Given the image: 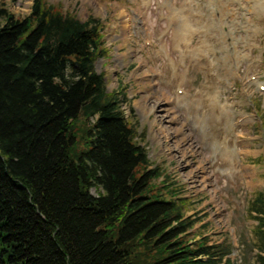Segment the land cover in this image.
<instances>
[{
    "label": "trees",
    "instance_id": "16d2710c",
    "mask_svg": "<svg viewBox=\"0 0 264 264\" xmlns=\"http://www.w3.org/2000/svg\"><path fill=\"white\" fill-rule=\"evenodd\" d=\"M0 5V264H222L231 245L196 237L185 200L154 186L163 173L124 90L95 69L102 20L46 0L21 17ZM247 213L264 264V189Z\"/></svg>",
    "mask_w": 264,
    "mask_h": 264
},
{
    "label": "rangeland",
    "instance_id": "374dc122",
    "mask_svg": "<svg viewBox=\"0 0 264 264\" xmlns=\"http://www.w3.org/2000/svg\"><path fill=\"white\" fill-rule=\"evenodd\" d=\"M46 1L82 20H102L108 52L95 69L104 74L107 91L122 87L130 98L121 108L136 118V139L163 173L154 186L175 193L179 204L185 200L183 212L197 218L190 229L196 237L231 241L234 263L254 264L255 221L246 204L264 188V92L257 86L264 81V0ZM1 2L21 17L32 0ZM177 89L187 95L179 99ZM194 93L192 103L186 98ZM208 95L226 106L222 128L237 149L233 164L218 154Z\"/></svg>",
    "mask_w": 264,
    "mask_h": 264
},
{
    "label": "bare ground",
    "instance_id": "6f19581e",
    "mask_svg": "<svg viewBox=\"0 0 264 264\" xmlns=\"http://www.w3.org/2000/svg\"><path fill=\"white\" fill-rule=\"evenodd\" d=\"M186 29L190 27V22L189 18L186 19L185 21ZM188 35V31H184V36L182 34V38ZM183 95H187V93L184 91ZM197 94L194 93L192 94L189 98L188 101H191L192 103L196 101L197 99ZM208 100H209V107L211 109H214V112L209 116V122L211 124L210 129L216 134V136L219 135V133L222 135L220 138L221 146L219 149V155L221 154V158L225 159L226 161H231L232 158L234 157L233 155V150L229 149L226 144H225V135L224 130L222 128V121H226V117L223 115V113L227 114L226 106L224 104H221L215 100H213L212 95H208ZM219 142V143H220ZM225 161V162H226Z\"/></svg>",
    "mask_w": 264,
    "mask_h": 264
}]
</instances>
